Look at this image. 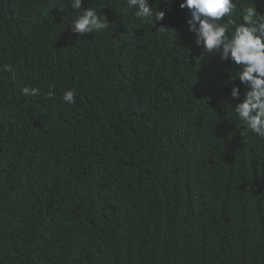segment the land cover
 Listing matches in <instances>:
<instances>
[{
	"label": "trees",
	"instance_id": "obj_1",
	"mask_svg": "<svg viewBox=\"0 0 264 264\" xmlns=\"http://www.w3.org/2000/svg\"><path fill=\"white\" fill-rule=\"evenodd\" d=\"M180 2L149 0L154 26L125 0H0V264H264V139ZM84 7L109 35L71 32Z\"/></svg>",
	"mask_w": 264,
	"mask_h": 264
},
{
	"label": "clouds",
	"instance_id": "obj_2",
	"mask_svg": "<svg viewBox=\"0 0 264 264\" xmlns=\"http://www.w3.org/2000/svg\"><path fill=\"white\" fill-rule=\"evenodd\" d=\"M235 0H181L179 7L187 8L190 12L188 19V30L195 35V45L201 49L200 59L207 61L209 57L219 54L222 61H232L239 66L240 70L229 69L228 82L231 83L237 78L239 85L233 84L230 96L238 100L235 107H232L234 118L242 122L243 128L239 131L241 136L249 132L264 139V14L258 12L253 5L244 10L241 19H234L232 14L237 8ZM127 7L135 9L134 15L137 18H148L161 21L166 13L165 9L153 10L149 0H125ZM171 0H165V4ZM68 6L76 11L81 10L84 0H67ZM105 8L101 6V9ZM225 18L226 21H225ZM225 21V22H222ZM104 15H98L97 9L84 7L80 14L73 18L69 24L71 32L84 37L85 33H100L103 36L110 34L112 25ZM168 27L160 25L156 28L161 34H167ZM101 35V36H102ZM102 39L99 38V44ZM0 71L10 73L15 77V70L10 64L0 66ZM240 85L244 86L241 92ZM24 96H37L40 89L37 87H24ZM76 97L75 89L63 91L61 100L66 104H74ZM19 246L18 239L14 241ZM49 258L45 263L55 262L52 259L51 246L45 250ZM55 256V255H54ZM43 263V264H45ZM96 264H106L100 260Z\"/></svg>",
	"mask_w": 264,
	"mask_h": 264
}]
</instances>
